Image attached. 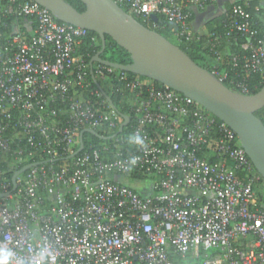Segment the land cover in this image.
Masks as SVG:
<instances>
[{"label": "built area", "instance_id": "built-area-1", "mask_svg": "<svg viewBox=\"0 0 264 264\" xmlns=\"http://www.w3.org/2000/svg\"><path fill=\"white\" fill-rule=\"evenodd\" d=\"M114 1L151 29L161 15L177 38L191 39L194 10L217 0ZM255 13L233 2L220 14L223 32H208V70L241 94L252 75L254 88L264 82V0ZM87 37L33 0H0V193H8L0 264H178L197 255L203 264H264L263 178L238 135L191 97L91 65L80 50ZM239 41L244 50L230 53ZM112 73L129 90V135L142 146L118 132L123 117L90 79ZM84 129L115 133L68 159ZM42 156L47 163L31 161ZM32 162L13 188V174Z\"/></svg>", "mask_w": 264, "mask_h": 264}, {"label": "water", "instance_id": "water-1", "mask_svg": "<svg viewBox=\"0 0 264 264\" xmlns=\"http://www.w3.org/2000/svg\"><path fill=\"white\" fill-rule=\"evenodd\" d=\"M47 8L60 22L79 26L98 34L101 50L90 60L115 69L141 75L161 83L185 96L196 100L213 115L224 121L239 137L242 147L264 179V123L255 111L264 106V85L255 93L241 94L230 90L210 70L198 65L178 45L151 29L134 16L123 10L114 0H80L85 9L78 11L66 0H33ZM158 21L156 15H152ZM171 30L176 29L173 22L166 23ZM106 36L111 37L130 55V62L119 64L100 57L106 44ZM106 99L112 105L110 98ZM113 106V105H112ZM129 117L124 115L118 132L128 124ZM84 132L101 139L92 129L80 132L79 146L68 159L77 155L83 148ZM39 162L24 165L13 174L15 177ZM8 193H0V197Z\"/></svg>", "mask_w": 264, "mask_h": 264}, {"label": "trees", "instance_id": "trees-1", "mask_svg": "<svg viewBox=\"0 0 264 264\" xmlns=\"http://www.w3.org/2000/svg\"><path fill=\"white\" fill-rule=\"evenodd\" d=\"M69 2L73 7H75L78 11H83L85 9L84 4L80 0H66ZM248 10H250L253 14L255 13V6L259 4L258 0H252V1H238ZM158 21L157 27L154 29L158 32H160L164 37L169 39L171 42L175 43L178 45L185 53L188 54V56L194 60L198 65L204 67V68H209V64L211 63L212 56L209 51V45H208V32L211 31H218V32H223V27L220 26V15L216 18H213L209 20L206 24V31L203 33L195 32V35L191 39H184V38H177L174 35V32L170 30L166 23V19L161 16L157 15ZM24 18H11L8 22L9 23H18L23 21ZM31 20V18H28ZM138 21L141 22V20L138 19ZM11 29V26L9 27ZM168 34V35H167ZM196 35H200V39H196ZM90 38H94V43L93 46L90 47L89 41L91 40ZM81 51H87L90 53V55L87 57V61H90L91 58L101 50V42L100 38L97 33L88 31V37L85 39L84 43L80 46ZM244 50V45L243 42L239 41L238 43H232L229 45V51L230 53H236V52H242ZM100 57L111 61V62H116L119 64H127L129 63L130 60V55L128 52L120 47L118 44H116L115 41L111 39V37L106 36V44L104 50L100 53ZM229 58L227 55L224 56L223 58V65H226L224 63H228ZM99 62H94L93 66L99 65ZM129 76H133L134 74L131 72H127ZM90 79L92 81V84L97 88L102 90L103 97L107 95L114 108L117 110L119 115L123 117L124 115L129 117V122L128 124L123 128V131L121 135L127 139L129 136V131H130V125L132 124V116H131V110H130V102H129V90L126 89L124 86H122L120 83L117 82V80L114 78V73L108 74L104 80H101L98 76L94 75V78L90 76ZM152 80V79H151ZM259 80V75H252L250 77V93H255L257 92L263 85L264 82H261L258 87L254 88L253 84ZM154 84H159L158 82L152 80ZM255 115L259 117L262 122L264 123V106L258 110L255 111ZM99 135L108 137L112 136L115 132L114 131H109L107 129L100 130L97 132ZM110 138L108 139H101L91 133L84 132L83 134V142L85 146H87L88 142H95V143H101V142H108ZM31 161H39L41 163H47L48 159L45 156L42 157H36L31 159ZM66 157H61L55 160V163H62L65 162ZM141 175H136V174H130L129 179L136 180V179H141ZM262 185L264 186V179H262ZM140 190L139 188H137ZM178 264H203V258L199 255L196 257H186V258H178L177 259Z\"/></svg>", "mask_w": 264, "mask_h": 264}, {"label": "crops", "instance_id": "crops-1", "mask_svg": "<svg viewBox=\"0 0 264 264\" xmlns=\"http://www.w3.org/2000/svg\"><path fill=\"white\" fill-rule=\"evenodd\" d=\"M242 0H217L216 3L207 6L204 10H194L193 17L191 19V27L194 32L203 33L206 31V24L209 20L218 17L221 12L228 7L231 3ZM252 1V0H243ZM262 2V0H258ZM29 25V24H28ZM27 25L24 20V29L29 30L30 26Z\"/></svg>", "mask_w": 264, "mask_h": 264}, {"label": "clouds", "instance_id": "clouds-1", "mask_svg": "<svg viewBox=\"0 0 264 264\" xmlns=\"http://www.w3.org/2000/svg\"><path fill=\"white\" fill-rule=\"evenodd\" d=\"M127 143L132 145H140L142 146L144 144L143 138L137 133V134H131L127 137ZM137 157L132 156L128 159L127 166L125 168L126 171L131 170V166L135 165L137 162ZM6 254L3 251H0V259H2Z\"/></svg>", "mask_w": 264, "mask_h": 264}, {"label": "rangeland", "instance_id": "rangeland-1", "mask_svg": "<svg viewBox=\"0 0 264 264\" xmlns=\"http://www.w3.org/2000/svg\"><path fill=\"white\" fill-rule=\"evenodd\" d=\"M168 35V34H167ZM123 182H131L130 180H127L126 178L122 177Z\"/></svg>", "mask_w": 264, "mask_h": 264}]
</instances>
